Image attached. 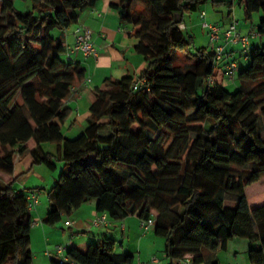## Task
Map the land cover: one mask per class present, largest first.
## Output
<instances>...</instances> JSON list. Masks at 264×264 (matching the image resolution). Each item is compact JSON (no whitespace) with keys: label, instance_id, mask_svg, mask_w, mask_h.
I'll use <instances>...</instances> for the list:
<instances>
[{"label":"trees","instance_id":"16d2710c","mask_svg":"<svg viewBox=\"0 0 264 264\" xmlns=\"http://www.w3.org/2000/svg\"><path fill=\"white\" fill-rule=\"evenodd\" d=\"M93 1L31 0L22 13L14 0H0V264H33V220L25 193L14 188V167L27 153L32 165L55 169L46 143L64 168L43 225L93 200L110 220L152 219L169 264H219L203 251H225L234 239L248 241L250 264H264V205H248L264 191V0L237 1L246 20L261 13V45L250 44L246 68L236 63L241 86L233 93L216 79L213 51L196 49L180 28L206 0H111L147 68L137 80L95 88L85 129L67 139L63 101L84 70L55 33L79 24ZM175 51H195L193 71L174 66ZM115 245L79 241L65 261L49 264H132L134 256Z\"/></svg>","mask_w":264,"mask_h":264},{"label":"crops","instance_id":"0c3cea01","mask_svg":"<svg viewBox=\"0 0 264 264\" xmlns=\"http://www.w3.org/2000/svg\"><path fill=\"white\" fill-rule=\"evenodd\" d=\"M110 2L111 0H94L86 9L78 13V23L90 28L92 31V41L98 50V56L96 58L87 57L82 53H78L72 54L70 57L84 70V79L73 86L74 91L63 101V105L70 111V115L64 126L70 131L76 130L77 133L83 132L86 127V119L89 116V108L93 99L92 91L95 88H101L103 82L108 79H119L129 76L137 80L147 68V63L144 59L134 51L136 40L129 36L131 27L121 23L120 9H112ZM212 2V9L214 8V3L217 5L224 3L222 0H212ZM24 3L29 8L27 2ZM15 4L16 0H14ZM232 10L233 8L228 12L224 19L225 21L222 22V31L227 29L232 21H236L234 19H237V15ZM236 22L237 29L241 35L255 32L246 23L238 22V20ZM183 26L187 31L184 24ZM73 28L63 33H55L56 37L62 39L66 48L74 43ZM256 38L260 40V37L256 36L252 38L253 41L250 39V44H253ZM236 47L230 48L232 55L236 51ZM87 78L90 79L89 83L84 82ZM220 82L222 84L226 83L224 80ZM14 176L16 177L14 184L16 191L23 190L26 192V189H31L26 187H30L28 183L32 179L35 185H43L44 177L42 176V172H38L32 167L31 157L26 161L25 159L24 161L21 160L15 165ZM50 202L49 200L46 203H40L31 210L33 221L41 222L43 220L49 209ZM95 205V201L84 203L69 216H63L62 225L46 226L41 224L32 228L30 232L31 250H33L32 263L49 264L50 258L45 255V251L53 254L54 248L57 245L63 247L66 252L69 246L79 241L96 243L103 239L114 240L119 235L122 240L121 242L125 240L132 241L125 246V251L134 256L132 264H145L149 260V245H153V238L156 237L153 234V229L152 234L148 233L149 230L143 232L140 228V221L135 217H128L123 220L109 219V225L99 229H92L89 222L99 214L96 212ZM228 207L232 206L229 205ZM65 221H72L73 225L69 227L65 226ZM235 240L228 243L225 251L217 252L207 258H216L219 264H250L247 255L243 256L241 260L238 258V250L232 247L233 244H238L234 243ZM114 241L116 242V240ZM244 247L247 250L249 245L245 244ZM122 248L121 243L120 249ZM220 254H223V259H220ZM182 261L177 264H185Z\"/></svg>","mask_w":264,"mask_h":264},{"label":"rangeland","instance_id":"374dc122","mask_svg":"<svg viewBox=\"0 0 264 264\" xmlns=\"http://www.w3.org/2000/svg\"><path fill=\"white\" fill-rule=\"evenodd\" d=\"M222 1L224 3L220 4V5L219 4L217 5L214 3L213 9L211 8V5L213 3L212 0H206V2L201 6L200 10H204L206 12V15H207L206 18H207L208 22H210L211 24L217 25L220 28L222 27L221 30H223V26H222L223 23L222 22L225 21L224 19L226 18L228 12L231 11V9L233 8L232 12L237 15V19H234V20H236V21L238 20V22H241V23H246L248 27H252V30L256 32L259 20L261 18V13H254L250 19L246 20L244 17V14L242 12V8L237 4L238 0H222ZM24 2H27V5H29V8L26 7ZM15 8L22 13H26V12L31 10V0H16ZM230 15H232V13H230ZM201 23L202 22L199 19L198 11L192 12V13L187 14L183 17V24L187 28V32L193 37L195 48L196 49L205 48L209 52V51H211L210 44H209V37L207 35L206 30H204L202 28ZM72 28H73V26L70 27L69 29L72 30ZM256 39L254 40L255 42L253 44L256 46H260L261 41L259 39H257V40ZM194 52L195 51H192L191 53H189L190 55H188L186 52L175 51L174 52V54H175L174 66L181 68V70L183 72L193 71V54H194ZM249 54H250V50L248 51L247 59H244L245 55H243L241 53L240 46L237 45L236 51L232 55V59H234V61L238 64V68L240 70L243 68H246L248 66ZM220 66L221 65L218 63V64H216V67H215V71L217 72V74H219V76H217V78H216L217 81L223 80L222 73L220 71ZM223 84H224V88L230 93L235 92L241 86L240 81L238 80L237 73L235 74L232 81H228V82L223 83ZM62 133H63V136L67 139H73L80 134V133H77L76 130H73V131L68 130L65 126L63 128ZM42 148L45 152L52 153L53 158H54V163H55V169L50 170V169L46 168L44 165H35V164L32 165V167H34L36 169V171L42 172V176L44 177L43 185H35V183L32 179L28 183V186H30V187H26V188H31V189H26V191L37 190L39 204L40 203H46L47 201H49V193H51L53 186L55 185V183L59 179V176H60V174L64 168V163L62 161L57 160V149L55 146H53L49 143H46V144L42 145ZM29 156L30 155L26 153L22 160L24 161V159H25V161H26L28 158H30ZM24 193H26V192H24ZM91 201H93V200H91ZM229 205H231L232 208L235 207L234 200H232V199L227 200L226 206H229ZM248 205H249L250 209H255L257 207L264 205V191L248 197ZM63 220L64 219H62V221H60L57 225H62ZM148 233L152 234V229H150ZM152 237H154V236H152ZM114 240H116V245H115V252L116 253L126 252L125 246L129 242L130 243L132 242L131 240L130 241L125 240L124 242H121L122 240H121L119 235ZM121 243L123 246L122 249H120ZM234 243H238V244H233L232 247L235 250H238L237 256L241 260L243 256L245 257L247 255L248 249L246 250L244 245L245 244L249 245V243L246 240H239V239H236ZM240 243H244V244H240ZM203 253H204V256L206 258L208 256H213V254H211L210 252H208L206 250H204ZM32 254H33V250H32ZM148 258H149V260L146 261L145 264H151L152 263V262H150L151 258H154L156 260V262H154L156 264H169L170 261L167 258H165L164 240L162 238H158V237L153 238V245L150 244L149 248H148ZM223 258H224L223 254H220V259H223Z\"/></svg>","mask_w":264,"mask_h":264},{"label":"built area","instance_id":"2783aa9c","mask_svg":"<svg viewBox=\"0 0 264 264\" xmlns=\"http://www.w3.org/2000/svg\"><path fill=\"white\" fill-rule=\"evenodd\" d=\"M199 19L201 20V26L204 30H206L207 35L209 37L210 49L213 51V64L216 67V64H220V71L223 76V80L225 82L232 81L236 72L237 65L234 59H232V51L230 48L233 46H240L241 53L246 55L250 49V39L259 36L256 32L250 33L248 35H241L240 31L237 29V22L232 21L227 29L224 31L221 30L217 25L211 24L207 20V15L204 10H198ZM181 29H184L183 25H180ZM74 35V43L71 46L66 48V57L70 58L72 54L82 53L87 57L98 56V50L92 41V31L90 28L77 24L73 30ZM85 83H89L90 79L87 78L84 81ZM210 84H213L212 79L208 81ZM135 84L134 87H136ZM74 91V87L71 88V92ZM22 192H24L22 190ZM27 193V194H26ZM25 193V199L27 202V208L29 210H33L38 204V192L35 190H29ZM110 221L106 213H99L94 218H92L89 222L90 228L99 229L109 225ZM41 222L32 221L31 228L37 227L41 225ZM65 226H72V221H65ZM153 226V220L149 219L148 221H140V228L143 232H147ZM65 249L61 246H55L54 253L52 254L49 251H45V255L50 259L54 258L59 260L60 262L66 260ZM152 262H156L154 258L151 259ZM185 264H190V259L185 258Z\"/></svg>","mask_w":264,"mask_h":264}]
</instances>
